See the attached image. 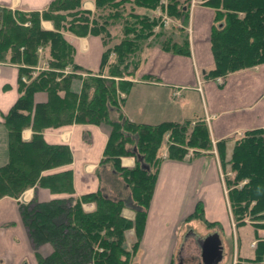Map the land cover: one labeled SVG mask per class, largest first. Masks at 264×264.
Returning <instances> with one entry per match:
<instances>
[{
    "label": "trees",
    "instance_id": "16d2710c",
    "mask_svg": "<svg viewBox=\"0 0 264 264\" xmlns=\"http://www.w3.org/2000/svg\"><path fill=\"white\" fill-rule=\"evenodd\" d=\"M83 1L52 0L40 11L0 5V62L15 64L19 71V96L4 116L8 161L0 166V198H19L26 189L39 186L66 195L47 202L34 198L20 205L32 246L51 241L54 248L47 255L35 250L38 264H131L165 146L166 158L176 160L185 159L190 149L196 156L215 146L235 228L245 225L247 217L255 221L251 223L256 232L264 229L260 221H264V128L239 134L227 156L230 138L213 145L205 121H130L122 111L125 94L120 91L127 93L131 88L129 78L142 63L145 41L153 36L163 50L189 55L188 35L181 34L180 43H171L169 35L155 33L159 19L151 13L159 0H92L93 13L82 8ZM190 4L191 0H168L167 12L187 25ZM200 4L215 12L210 34L213 66L200 72L202 79L214 80L264 64V0H201ZM42 20H50L53 29H44ZM64 32L100 37L99 70L85 69L74 61L75 49ZM42 61L47 67L32 77ZM65 67L89 72L79 93L69 87L73 74H63ZM42 91L47 100L35 103L34 95ZM77 123L110 126L101 162L113 164L129 186L135 205L132 220L122 215L124 201L101 188L74 195L70 169L45 173L70 164L72 154L67 145L46 143L44 130ZM26 127L32 129L28 141L21 138ZM127 155L136 158L132 168L120 165V157ZM83 203H93L94 209L84 210ZM190 217L204 220L197 211ZM131 228L135 240L128 244L125 232ZM236 264H264V236H257L253 256L237 259Z\"/></svg>",
    "mask_w": 264,
    "mask_h": 264
},
{
    "label": "crops",
    "instance_id": "0c3cea01",
    "mask_svg": "<svg viewBox=\"0 0 264 264\" xmlns=\"http://www.w3.org/2000/svg\"><path fill=\"white\" fill-rule=\"evenodd\" d=\"M51 1L0 0V5L22 11H40ZM195 1L197 3L191 0L186 25L190 54L170 53L157 46L147 48L136 78L149 76L151 81L145 79L131 86L122 108L130 121L139 123L205 121L213 143L230 138L226 142L229 156L239 134L249 129L264 128V64L214 80L200 79L199 71L213 66L210 34L214 10L201 5L200 0ZM82 8L93 11L94 2L84 0ZM41 25L46 30L53 28L48 20H42ZM64 38L74 47V61L78 65L99 70L103 53L99 36H76L64 32ZM18 73L17 65L0 62V166L8 161V132L4 116L19 96ZM73 90L77 92L78 88ZM46 99L44 92L34 95L35 103ZM110 130L107 124L78 123L45 129L43 139L46 143L67 145L72 154L70 164L45 173L70 169L74 195L81 196L101 188L110 197L123 198L122 215L132 220L135 216L133 201L124 186L111 180L115 178L111 163L101 162ZM31 136V127L22 130V140L28 141ZM135 160V156H121L120 165L132 168ZM221 176L218 154L217 157L213 153H200L183 160L164 159L154 184L139 247L131 264H204L201 245L206 239V228L199 218L190 215L197 211L208 222H216L217 225L220 222L230 227L228 200ZM64 196L39 186L27 189L19 198H0V264H38L21 217L20 205L34 198L38 202H47ZM84 209L91 211L94 204L86 203ZM225 230L227 232L212 233L218 235L222 252L228 248L220 238L221 234H229V229ZM125 237L128 244L133 242L134 230H127ZM48 247H42L40 252L48 254Z\"/></svg>",
    "mask_w": 264,
    "mask_h": 264
},
{
    "label": "rangeland",
    "instance_id": "374dc122",
    "mask_svg": "<svg viewBox=\"0 0 264 264\" xmlns=\"http://www.w3.org/2000/svg\"><path fill=\"white\" fill-rule=\"evenodd\" d=\"M195 2L197 3V1L194 0V3ZM159 4L161 6L159 5L151 13L152 15L157 16L158 19H159V24L154 29L155 30V33H160L161 32L162 34L169 35V38L171 39V43H173V42L180 43L181 40H182L181 34H184L185 33V34L188 35V33H189V30L188 29L186 30V27L187 26L186 25H183L182 24V21H180L179 18H175V17H173V16H171V15L168 14V12H167L168 0H159ZM210 8H212V7H210ZM94 10H95V4H94ZM94 10L93 11L88 10V11L90 13H93ZM137 10L139 12L146 11L145 9L143 10L141 8H138ZM48 21H50V20H48ZM162 38H163V36L161 37L160 40H162ZM102 45H103V43H102ZM153 46L154 47L157 46V47L161 48V46L159 44V41H155V39L153 38V36H151L144 43V49H143V51L141 53L142 61H143V56H144V54L146 52V49L147 48H151ZM40 52H41V49L39 50V53ZM167 52H170V51H167ZM170 53H173V52H170ZM39 63H41V62H39ZM46 67H47V64H45V68ZM38 71H40V70H34L33 69V73H32L31 76L34 77ZM61 72L63 74H69V73L73 74V77H72V79L70 81L69 87L72 90L75 87H77L78 88V90H77L78 93L82 90V87L84 86L83 78H85L88 75H90L89 72H87L85 70H80V69L72 70L70 67H65L64 69L61 70ZM199 76H200V79H201L202 77H201L200 71H199ZM24 79L25 80H23V81L25 82V81H27L28 78L25 76ZM145 79H147V81H151V78L150 77L144 78V79H140V78H136V75L133 76L132 78H129V80L132 83V86L135 85V84H138V83H142L141 81H145ZM42 92H44V91H42ZM74 92H76V91H74ZM120 92H121L122 95H124V94L126 95L125 92H123V91H120ZM122 107H123V105H122ZM122 111H123V108H122ZM208 129H209V127H208ZM165 140L167 142H169L166 137H165ZM212 144L214 145L213 142H212ZM127 146H129V145L127 144ZM166 148H167V146H165L164 147V150L162 151V157L164 159H168V158H166V155H167ZM199 152H201V151H199ZM193 153H194V149H192V150L190 149L188 151V154L186 155L185 158L192 157L194 155ZM202 153L203 154H206V153L212 154L213 153L214 156L217 157V152H216L215 146L211 150L202 151L201 154ZM111 165H112V168H113V164H111ZM220 172L223 173L221 165H220ZM220 175H222V174H220ZM114 176H115V178H112L111 179L113 181V183L114 184L115 183L116 184H119L122 187L124 186L126 188V191H127V194L129 196L130 200H132L131 199L132 196H130L131 195L130 188L125 183V180L122 178V176L119 173L118 174L117 173H114ZM221 178H222L223 183H224V193H225L226 198L228 200L227 189H226L225 182H224V173H223V176H221ZM120 199L123 200V198H120ZM85 204L86 203H83L82 204L83 209H84V205ZM228 216H229V219H230V227L229 228H227V225L224 226L220 222H219V225H217V224H205L204 220H202V219L199 218V222L201 224H203L204 228H206V230L204 231V232H206V237L209 236V235H211L215 231H217L218 233H220L222 231L227 232V230H225V229H229V234L228 235H222V234L220 235L219 234L220 235V238L223 239L226 242V245H227L228 248H226L227 250L225 252L223 250L222 255H223V253H225L224 254V257H223V259L218 264H236L237 259H240L242 257L245 258V257H251V256H253V247H254V244L256 243L257 236H264V229L259 228L257 230V232H256V228L251 223V222H255V221H253V220L251 221L247 217L245 218V221H246V224L245 225L240 226L238 228H235V226H234V220H233L232 215H231L229 200H228ZM195 218L197 219L198 217H195ZM260 221H262V223H264L263 220H260ZM51 245H52L51 241H47V242H43L41 244H37V245H35L33 247H34V251L35 250H39V252H40V250H41L42 247L49 246L47 252H48V254H50V253H52V250L54 249V248H52ZM191 247H192V244H191ZM41 255H47V254H42L41 253ZM35 257H36V253H35ZM133 258H132V260H133ZM36 260H37V258H36ZM191 260H192V262L194 261V256L191 257Z\"/></svg>",
    "mask_w": 264,
    "mask_h": 264
},
{
    "label": "water",
    "instance_id": "95a60500",
    "mask_svg": "<svg viewBox=\"0 0 264 264\" xmlns=\"http://www.w3.org/2000/svg\"><path fill=\"white\" fill-rule=\"evenodd\" d=\"M222 257V246L218 235L211 234L201 245V259L204 264H217Z\"/></svg>",
    "mask_w": 264,
    "mask_h": 264
},
{
    "label": "built area",
    "instance_id": "2783aa9c",
    "mask_svg": "<svg viewBox=\"0 0 264 264\" xmlns=\"http://www.w3.org/2000/svg\"><path fill=\"white\" fill-rule=\"evenodd\" d=\"M45 64H46V62L42 61L38 66L35 67V69L36 70H43V69H45ZM23 80H25L24 77H23Z\"/></svg>",
    "mask_w": 264,
    "mask_h": 264
}]
</instances>
